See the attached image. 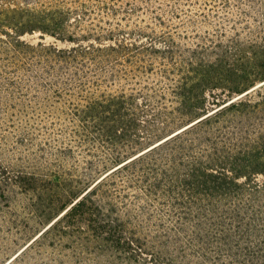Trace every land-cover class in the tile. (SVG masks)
Segmentation results:
<instances>
[{
  "label": "trees",
  "instance_id": "obj_1",
  "mask_svg": "<svg viewBox=\"0 0 264 264\" xmlns=\"http://www.w3.org/2000/svg\"><path fill=\"white\" fill-rule=\"evenodd\" d=\"M73 1L0 6V99L46 127L17 172L0 170V199L59 188L44 169L75 147L98 175L49 193L42 228L7 264H264V0H215L230 29L193 37L171 8L155 15L159 33L126 32ZM22 13L69 44L14 37L5 27L18 33Z\"/></svg>",
  "mask_w": 264,
  "mask_h": 264
},
{
  "label": "rangeland",
  "instance_id": "obj_2",
  "mask_svg": "<svg viewBox=\"0 0 264 264\" xmlns=\"http://www.w3.org/2000/svg\"><path fill=\"white\" fill-rule=\"evenodd\" d=\"M41 1V2H37ZM108 2L110 5L116 7L118 10L113 15L109 10V15L102 9L100 2ZM215 0H88L87 7L90 9L89 20L96 23H102L107 28L110 26L121 27L124 31L129 32L133 29H141L147 33L153 32V30L159 33L162 29L160 26H156L157 20L155 15L164 13V9L176 10L180 13V18H172L171 14H163L166 19H170V22L176 24V27H182L179 22H189L193 20L192 24L196 26H187L188 33L193 37L195 34L192 29H197L198 33H204L205 30L213 31L217 24L222 23L227 29H230L229 22L224 20L225 11L221 10L218 3L215 9H218V14H213L216 10H213ZM45 3V6L49 7L48 0H0V6L6 8H14L17 6H29L41 8V3ZM71 6L78 4L75 0L70 3ZM175 5V6H174ZM44 6V5H43ZM235 8V7H234ZM231 17L237 18L239 16L236 9L231 10ZM81 14V13H80ZM204 14L208 15L211 25L202 24L205 18ZM24 13L19 15V21H22V26L18 33L10 27H5L6 31H9L14 37L19 35L20 40L37 45L39 42L45 45L55 44L59 46H67L69 42L63 43L57 36L52 35L45 26L41 23L25 24ZM83 17V16H82ZM102 20V22L100 21ZM110 23H104V21ZM190 25V24H189ZM132 36V35H131ZM0 38L7 40L4 34L0 31ZM196 38H191L188 44H192ZM263 84V83H262ZM261 84V85H262ZM259 86V85H258ZM264 91V85L263 89ZM4 102L0 99V170H6L10 173H15L20 168L21 161L24 157H28L31 151H35L34 148L28 147L30 144L29 133H33L37 142L43 143L42 140H46L45 128L40 123L38 125L29 124L16 116H11L7 109H4ZM4 109V110H3ZM61 126L54 129V132L60 133ZM53 131V130H51ZM29 139V140H28ZM23 142L22 141H25ZM43 140V141H44ZM57 145L58 142H55ZM73 144V143H72ZM76 150L73 159L59 161L58 165H52L45 168V172L49 173V177L53 173H57L54 179H59L60 187L53 186L50 182L43 183V191L31 193L25 195L18 190L17 196L11 198L10 201L0 199V264L9 263L27 244L36 236L38 230L42 228L39 222L45 221L46 216L43 214L47 203H50L49 193L61 192L69 186H76L77 181L88 182L93 178H98L87 165V160L92 159L91 156L85 152H79ZM1 174V173H0ZM1 178V175H0ZM92 182V181H91ZM85 185H82L84 187ZM60 189V190H59ZM57 204L62 203L65 198L52 197ZM37 204L33 206L31 204ZM49 205V204H48ZM32 227V228H31ZM34 231L31 233V230ZM85 264H120L118 260H109L106 256H96L91 258ZM137 264V263H135Z\"/></svg>",
  "mask_w": 264,
  "mask_h": 264
}]
</instances>
